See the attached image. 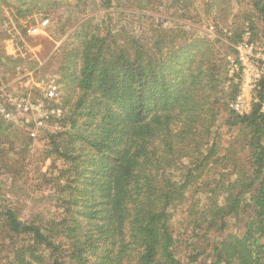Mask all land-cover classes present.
Listing matches in <instances>:
<instances>
[{
  "label": "trees",
  "instance_id": "16d2710c",
  "mask_svg": "<svg viewBox=\"0 0 264 264\" xmlns=\"http://www.w3.org/2000/svg\"><path fill=\"white\" fill-rule=\"evenodd\" d=\"M232 1L73 0L57 20L66 98L47 151L57 206L32 222L0 205V264H264V80L239 115L240 74L229 76L246 22L261 42L264 0H248L243 25L228 23ZM60 8L0 0V43L23 49ZM204 19L217 38L183 24ZM222 116L235 131L227 141Z\"/></svg>",
  "mask_w": 264,
  "mask_h": 264
},
{
  "label": "rangeland",
  "instance_id": "374dc122",
  "mask_svg": "<svg viewBox=\"0 0 264 264\" xmlns=\"http://www.w3.org/2000/svg\"><path fill=\"white\" fill-rule=\"evenodd\" d=\"M59 1L61 2L60 9L62 12L53 14L56 20L54 19L55 21L48 23L44 30L45 33L41 34V38H38L40 34L36 39L34 37V41L30 42V44L27 43L23 49H18L14 40V44L12 41H10V44L9 40L11 39L1 42L0 48H3L4 44V48L8 51H11V46L12 44L14 45L17 55L26 63V68L19 67L14 74H10L3 70L7 69L6 67L3 69L0 68V103H7L5 101H7L8 95H18L26 96L33 103H41L44 111L50 110L51 107L53 109L56 103L48 100L46 101L42 94V89L26 90L23 87V83L30 79H32L34 85L40 82L49 83L56 80L61 89L60 96L62 103L65 101L66 92L63 86H61V72L59 70L61 58L57 57L56 51L66 37L61 35L57 29V20H59L63 14H69L70 10H72L73 0ZM88 5H90L91 9L96 8V6H91V4ZM232 5L231 7H233V10L229 12V24L236 23L238 25H243V23L246 22L244 17L254 13L248 0H241L239 3L233 0ZM226 6L229 5L226 3ZM90 12L91 11H89V13ZM99 13L100 15L96 19L101 21L107 12L103 9ZM63 16L64 18L66 17L65 15ZM155 16H157V19H160L157 21L158 23L162 22L161 19L170 20L176 18L171 15L155 14ZM145 22V19H138L135 21L136 33L139 34V30L145 28ZM248 22L244 24V31L247 27L251 28ZM255 23L257 25V30L254 33L255 38L258 41L264 42V28L256 17ZM258 23L260 24L258 25ZM183 24H188L190 26L195 24L204 34H208L209 32L211 33V37H218L213 23L207 22L205 19L200 23L185 20ZM168 25H171V23L164 22V27ZM175 25H177L176 19ZM225 32H227V37H232L233 31L231 28H226ZM140 35H142V33H140ZM227 37L223 38L225 44H218L221 50H225V46L228 43L230 44ZM238 43L233 45L235 50ZM9 109L13 113L12 120L7 121L0 117V122H2V126L0 124V205L6 204L14 207L23 220L32 222L35 220L44 221L46 217L52 216L55 212L58 198L56 189L53 188L52 184L49 182L50 174L55 176L58 173L51 169L53 159L47 157L50 143L48 136L50 134H56L57 131H62L63 126L60 127L61 123L58 122L57 117L47 119L42 113L38 112L31 113L29 122H26L17 111L16 106L10 105ZM225 119L226 116L220 118V125H222L221 132L223 133L224 141H227L232 137L235 131L228 132ZM40 122L42 124H39ZM32 132H35V136H32ZM4 163H6L8 167L5 166ZM57 165L61 167V162L58 161ZM182 213L183 211L179 210L173 222L177 230L179 229L178 223ZM235 223L236 221L233 220V230L236 229Z\"/></svg>",
  "mask_w": 264,
  "mask_h": 264
},
{
  "label": "built area",
  "instance_id": "2783aa9c",
  "mask_svg": "<svg viewBox=\"0 0 264 264\" xmlns=\"http://www.w3.org/2000/svg\"><path fill=\"white\" fill-rule=\"evenodd\" d=\"M47 24L48 21H45L40 27H34L29 32L31 34L39 33L42 31V27H46ZM229 62V76L240 74L239 93L232 101L231 107L237 114L245 115L251 111L253 103L257 101V90L261 81L264 80V42L258 43L254 40L251 28L247 27L244 31L236 46L235 55L229 57ZM23 85L26 90L42 89L45 100L54 102L56 105L53 109L51 107L50 110L44 111L41 103H33L26 96L8 95L7 101H5L7 103H0V114L4 119L12 120L13 113L9 109L10 105L16 106L17 111L26 122H29L30 114L36 112L42 113L47 119L62 116L61 93L56 80L34 85L30 79L25 81ZM32 136H35V132H32Z\"/></svg>",
  "mask_w": 264,
  "mask_h": 264
},
{
  "label": "crops",
  "instance_id": "0c3cea01",
  "mask_svg": "<svg viewBox=\"0 0 264 264\" xmlns=\"http://www.w3.org/2000/svg\"><path fill=\"white\" fill-rule=\"evenodd\" d=\"M43 22H45V21H43ZM42 22V23H43ZM42 23H41V25H42ZM49 23V22H48ZM41 25H39V26H36V27H40ZM48 25V24H47ZM47 27V26H46ZM46 27H42V31L41 32H39V33H36V34H31L29 31H30V29H32V28H34V27H31L29 30H28V33H29V35L30 36H32V37H35V39H36V37L39 35V37L38 38H41V34H43V33H45V28ZM8 40V39H7ZM10 41H12V43L14 44V41L11 39V40H9V43H10ZM1 44V43H0ZM11 44V43H10ZM12 44V50L10 51H8V50H6V48H4V44H3V48H2V51L4 52V54L7 56V58H3L2 59V63L0 64V68L1 69H3V68H7V69H3V70H5V71H7L8 73H10V74H14V73H16L17 71V69L19 68V67H25V62H24V60L21 58V57H19L18 55H17V52H16V49H15V47H14V45ZM1 49V48H0ZM15 50V51H14ZM32 53V52H31ZM0 57H1V55H0ZM26 68V67H25ZM9 71H11V72H9ZM19 71H20V69H19ZM18 71V72H19ZM11 85V84H10Z\"/></svg>",
  "mask_w": 264,
  "mask_h": 264
}]
</instances>
